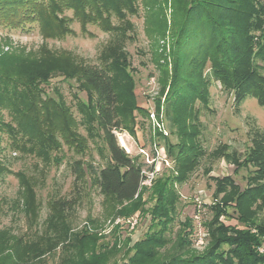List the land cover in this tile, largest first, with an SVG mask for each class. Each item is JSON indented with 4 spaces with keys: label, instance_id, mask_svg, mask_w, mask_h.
<instances>
[{
    "label": "rangeland",
    "instance_id": "1",
    "mask_svg": "<svg viewBox=\"0 0 264 264\" xmlns=\"http://www.w3.org/2000/svg\"><path fill=\"white\" fill-rule=\"evenodd\" d=\"M184 1L136 0L135 9L124 15L127 22L113 18L117 29L112 33L103 32L97 24L82 25L71 20L72 11L65 13L69 19L63 24L70 31L63 37H57L39 23L24 29L0 27V53H10L17 65V77L11 79L10 85H18L24 92L20 105L29 106L31 96L37 94L43 100L65 105L75 116L76 128L87 140L84 156L75 155L65 146L63 153L54 151L49 162L43 161L36 140L40 125L30 122L31 117L37 116V110L41 111L38 106L31 115L21 116L25 121L20 126L25 128L28 138L32 136V141H25L22 153L10 147L4 150V163L11 173L0 177V230L8 229L14 235L41 233L50 216L51 201L68 198L74 203L66 220L70 232L68 251L61 249L48 256L47 264H59L61 256H68L66 264H164L177 254L178 245H173L178 240L203 254L220 238L215 248L230 252L237 248L236 240L240 236L231 228L236 225L257 237L255 255L251 256L253 263L264 264V106L238 89L239 84H245L244 77L254 85V90L263 87L259 85L257 89L256 80L264 77V0H240V6L246 11L253 10L255 16L247 31L238 36L246 44V50L235 56V78L225 73L216 75L209 59L202 63L206 56L199 63L198 58L193 62L184 53H177ZM207 1L216 17L224 16L226 6L235 7L234 0ZM245 10L236 12L244 22L245 15L241 13ZM239 54H244L246 60ZM244 62L245 66L238 67ZM85 65L107 67L113 75L120 114L126 125V130L116 132L119 144L145 165V171L155 166L153 179L173 180L168 202L164 203L165 211L161 212L160 201L152 190L146 192L137 210L140 205L134 201L117 202L94 188L81 186L82 183L78 193L74 189L72 161L82 158L98 167L107 163L103 141L88 137V133L96 136L97 131L83 122L79 111L90 109L93 99L92 91L79 77L80 68ZM177 69L195 85L199 99L193 101L192 108L176 106L171 101ZM191 95H182L176 103L183 102V98L190 100ZM5 114L10 121L11 116ZM158 130L169 135V143L156 134ZM193 130L199 131L197 142L202 151L197 154L196 165L188 169L184 179L178 180L181 169L167 157L164 145L177 144L181 136L189 137ZM121 138L128 148L121 144ZM18 172L25 181L33 179L36 183L33 210L13 204L18 201L20 182L15 176ZM149 174L147 171L146 175ZM227 184L250 192L256 201L237 208L235 203L226 205L218 190ZM144 186L151 187L152 182ZM215 204L221 205L222 212L214 211ZM163 215L171 216L170 223L162 219ZM133 218L138 220L131 228L126 222ZM221 224L223 232L219 231ZM146 237L152 248L156 246L153 251L148 244L146 247L138 244ZM163 237L166 241L162 244ZM141 250L150 255L137 257Z\"/></svg>",
    "mask_w": 264,
    "mask_h": 264
},
{
    "label": "trees",
    "instance_id": "2",
    "mask_svg": "<svg viewBox=\"0 0 264 264\" xmlns=\"http://www.w3.org/2000/svg\"><path fill=\"white\" fill-rule=\"evenodd\" d=\"M135 1L0 0V27L24 29L30 24L39 23L42 27H47L49 31H53L54 34L58 35L57 37H63L70 31L63 24L64 21L66 22L69 19L68 16H65V13L72 11L74 15L70 18L71 20L75 19L74 21L82 25L97 24L103 32L112 33L117 29L113 18L121 23L127 22L124 15L135 9V6H133ZM234 1L235 7L233 5L232 7L226 6L223 9L224 16L222 14V16L216 17L207 0H185L179 20L180 25L176 41L177 53H184L188 58H192L193 62L199 59V63L206 56L202 63L209 59L212 62L211 70L216 75L219 76L221 73H225L226 75L231 74L235 78V56L239 52L244 53L246 50V44H242L238 36L247 31L249 24L254 21L255 12L253 10L246 11L243 6H240V0ZM242 9L246 11L241 13L245 15V22L243 18L238 19L237 17ZM174 25L177 26L176 22ZM213 49L215 50L211 53ZM239 57L245 59L244 54H239ZM245 65L246 62L238 67ZM16 66L15 59L10 56V53H0V177L11 173L4 163V150L10 147V150L22 153L25 141H32V136L28 138V134H25V128L20 126L25 121H22L21 116L31 115L38 106H41V111L38 113L37 110V116L31 117L30 122H37L40 125L41 132L39 137L36 136V140L40 145L38 155L41 156V159L49 162L52 158V152L59 151V153H63L65 146L75 155H86L87 140L76 128L75 116L69 108L53 101L43 100L40 94L32 95L31 100L29 97V106L27 104L24 107L20 105V101L24 97L23 89L18 85H10L11 79L17 77L15 74ZM180 73V70L177 69L173 90L171 91V96L173 95L171 101H173V105L183 104L182 106L192 108L193 101H197L199 96L196 95L195 85L187 78L182 77ZM79 77L93 94L90 109L80 108L79 111L84 117L83 122H88L97 131L96 136L88 133V137L90 138L91 135L93 138H98L100 142L103 141L107 163L103 167H98L95 166L94 162H87L82 158L72 161L70 167L75 176L74 189L78 193L80 191L78 186L82 183L81 186L94 188L98 193H102L107 198H114L117 202L134 201L140 205L137 210L141 208L142 199L146 192L152 190L160 201L161 212L165 211L164 203L168 202L171 191H169L170 184L172 185L173 180L170 177H154L151 187L144 186L143 183L147 180L146 172L152 173L155 166L152 165L145 171V165L138 162L136 158H132L118 142L116 132L126 130V125L120 114L119 93L115 87L113 75L107 67L85 65L80 68ZM260 77L258 80L255 78L258 82L256 88L259 85L263 86L257 88L258 91L254 90L253 84H249L247 77L243 78L245 84L241 86L239 84L238 89L241 94L256 98L264 106V77ZM188 94L194 96L191 95L190 100L183 98V102L176 103L178 99L181 100L182 95L187 96ZM186 101H190L188 105L184 104ZM169 108H174V106ZM5 112L11 116L10 121L6 120ZM189 133H191L189 137L184 138L181 136L177 144L170 145H167L170 142L169 135L165 136L164 132L160 130L156 133L160 138L168 141L164 145L166 155L172 162L175 161L181 169L178 180L184 179L188 174V169L196 165L199 160L197 154L202 151L197 142L199 131L193 130ZM15 176L20 182V188L18 190V201L15 200L13 204L16 203L18 208L23 206L25 210L30 208L33 210L37 197L36 183L33 179L25 181L23 174L20 172L15 173ZM87 178L89 182L86 180ZM222 187L218 190V194H223L226 205L235 203L237 208L256 201H254L256 196H251L250 192L239 190L238 187L232 184L231 187L230 184ZM73 204L72 200L68 198L51 201L49 204L50 216L46 220V226L41 233L31 231L27 235H14L8 229H1L0 264H47L46 259L48 256L56 254L61 249L63 252H67L70 243V232L66 227V220L69 212L73 209ZM214 207V211L222 212L220 204H215ZM167 210L171 213V206L168 205ZM162 219L166 223H170L171 216L163 215ZM242 221L245 220L242 219ZM30 226L32 228L33 225ZM236 226H231V228L237 231L240 236L236 240L237 248L233 251L225 252L223 249L220 250L219 247L215 248L220 238H216L213 246L203 254L193 251L189 243L178 240V243L173 245H178L177 254L164 264H251V262L256 264V262L253 263L251 255H255L254 243L257 237L245 232V230L236 228ZM221 227H223V224L219 227V231L223 232ZM212 235L214 237L213 233ZM148 239L146 237L138 244L143 247L148 244L152 248V243ZM160 241L163 244L166 238L163 237ZM160 241L157 240V243ZM153 248L155 249L156 246L153 245ZM153 248L151 251H153ZM214 253L215 256H218L215 257ZM228 254L229 256H227ZM149 255L148 252L143 250L137 252V257H148ZM67 257L62 258L61 256L59 264H66Z\"/></svg>",
    "mask_w": 264,
    "mask_h": 264
},
{
    "label": "built area",
    "instance_id": "3",
    "mask_svg": "<svg viewBox=\"0 0 264 264\" xmlns=\"http://www.w3.org/2000/svg\"><path fill=\"white\" fill-rule=\"evenodd\" d=\"M153 173H150L149 175H147V180L143 183V185H149L152 180H153ZM137 218H133V219H130L128 220L126 223H128L131 228H134L136 225H137Z\"/></svg>",
    "mask_w": 264,
    "mask_h": 264
},
{
    "label": "bare ground",
    "instance_id": "4",
    "mask_svg": "<svg viewBox=\"0 0 264 264\" xmlns=\"http://www.w3.org/2000/svg\"><path fill=\"white\" fill-rule=\"evenodd\" d=\"M122 137V136H121ZM121 144L125 147H127L126 143H125V140L123 138H121ZM128 148V147H127Z\"/></svg>",
    "mask_w": 264,
    "mask_h": 264
}]
</instances>
